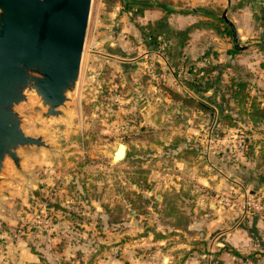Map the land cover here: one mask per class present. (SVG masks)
I'll return each instance as SVG.
<instances>
[{"label":"rangeland","instance_id":"rangeland-1","mask_svg":"<svg viewBox=\"0 0 264 264\" xmlns=\"http://www.w3.org/2000/svg\"><path fill=\"white\" fill-rule=\"evenodd\" d=\"M117 5L91 1L76 87L60 107L65 116L42 117L31 92L16 106L23 130L43 135L49 147L19 150L24 173L6 162L0 208L12 213V223L1 226L45 264H57V224L60 238L77 246L73 262L61 264L97 261L106 228L127 231L122 244L133 261L125 264H160L161 252L171 256L164 264H182L188 251H166L181 242L203 253L205 264H222L213 243L264 216V50L234 37L227 42L236 52L224 46L216 60L195 64L201 88L191 95L206 103L203 110L172 98L170 88L188 94L190 62L170 59L169 36L159 34L164 49L149 45L145 32L153 16ZM260 15L257 29L264 24ZM236 81L245 85L233 93ZM117 142L126 154L114 161ZM196 206L200 213L192 212ZM42 218L47 222H36ZM112 241L110 254L117 255Z\"/></svg>","mask_w":264,"mask_h":264},{"label":"water","instance_id":"water-1","mask_svg":"<svg viewBox=\"0 0 264 264\" xmlns=\"http://www.w3.org/2000/svg\"><path fill=\"white\" fill-rule=\"evenodd\" d=\"M92 0H0V180L10 161L24 173L19 150L49 145L27 134L16 106L33 93L45 118L65 116L79 76ZM224 20L231 25L226 16ZM114 161L126 145L111 149Z\"/></svg>","mask_w":264,"mask_h":264},{"label":"crops","instance_id":"crops-1","mask_svg":"<svg viewBox=\"0 0 264 264\" xmlns=\"http://www.w3.org/2000/svg\"><path fill=\"white\" fill-rule=\"evenodd\" d=\"M150 1L153 2V0ZM154 3L155 2H153V5ZM165 6L173 9V12L166 13L155 5L153 8L145 10L143 16L146 17L148 14L149 16H153L151 20L163 22L168 29L172 31V33L169 32L171 35H168V41L173 50L179 39L176 33L178 31L187 32L182 47L178 49L180 54L176 57L178 51L177 53L173 51L174 53L172 52V54L169 55L170 59L174 56L176 60L179 58L180 61L200 64L205 62V60L210 61L214 58L210 53L205 54L207 50L211 49L212 51L219 52L224 46L228 49L231 48L230 43L227 42V40L231 38L214 32L210 27V13L213 10H220L221 14L226 16L227 20L234 28V37L238 40L255 41V44L264 40V24L261 23L259 29L255 27V20L258 16V12L262 14L260 18L264 19V0H168ZM117 7H121V5L118 4ZM253 33H258L257 36H259V39L253 40ZM223 41L226 42V45H224ZM243 44L244 45L240 46L245 47L246 44ZM244 49L247 48H243V50ZM184 88L189 95H191V93L195 94L188 85L184 86ZM191 96L194 97L195 95ZM177 186L179 187L180 184L172 183L171 189L178 190L179 188H176ZM63 190L62 187L59 188V192ZM1 192L2 195L0 198L3 200L6 195L3 191ZM2 206L3 204H0V207ZM3 208L5 209V207ZM3 208H0V264H45V261L38 258L24 242L12 240L6 226H1L3 221L6 225L12 223V213H4L2 211ZM96 208L100 210L98 204ZM198 211L200 213V209L196 206L193 208L192 212L197 214ZM63 219L64 220H60V222H65L66 219ZM160 226L161 225H157V230L164 232V229H161ZM191 228H193L192 225ZM197 228L200 229L199 227ZM101 232L104 235L101 236L98 244L99 247L97 248L100 254L98 260L94 261L93 264H125L127 261L128 263L133 261V258L130 257L131 255H126V245L122 244V238H124L127 232L124 228H119L117 231L106 228ZM196 232L198 234L202 233L200 230L195 231V233ZM242 232L239 231L238 228H235L225 233V242L219 240L213 243L211 247L216 250H221L218 256L219 260H221L222 264H264V216L261 217V220L256 219L253 227ZM61 233H63V231L57 224V264H61V261L65 263L70 261V263H72L73 260L71 258L77 246L72 242L66 243L61 239L59 235ZM149 236L152 237V235ZM196 237L198 238V235ZM112 238V242L115 244L114 247L119 250V252L117 251V255L110 254V239ZM158 244L161 245V241L158 242ZM226 246L228 247L227 249L225 248ZM180 247L189 252L186 258L183 259L182 264H205L204 254L196 252V250L193 249L190 250V245L186 242L172 244L166 251ZM161 255V257H156V260L157 258L161 259L160 264H164V262L167 263V261L171 262L169 253L161 252Z\"/></svg>","mask_w":264,"mask_h":264},{"label":"trees","instance_id":"trees-1","mask_svg":"<svg viewBox=\"0 0 264 264\" xmlns=\"http://www.w3.org/2000/svg\"><path fill=\"white\" fill-rule=\"evenodd\" d=\"M110 1L111 2L117 1V3L121 5L122 9L127 10L131 15L140 16V17L143 15V12L145 10L154 7L153 2L150 0H110ZM156 6L159 7L161 10H163L166 13L173 12V9L166 7L165 4L162 2L158 3V5H156ZM210 14H211L210 15L211 16L210 27L212 28V30L216 33L226 35L229 38H233L234 37V28H233V26L228 25V23L224 20L223 16L221 15V11L220 10H217V11L213 10V11H211ZM169 32L172 33V31L170 29H168V27L163 22L158 21V22H155L154 24H152L151 26L148 27V29L145 32V38H146V41H148L150 43L149 45L152 46L153 48H155L157 46V37L156 36H159V34H163L164 36L171 35V34H169ZM186 33L187 32H185V31H178L176 33V36L179 37V39H178V41L174 47L175 53H177L178 49L182 47L183 40L186 37ZM232 46L233 47H231L228 50L230 53L237 51L236 45H232ZM255 47L257 49L264 50V40L256 43ZM208 53H210L212 56L216 55V52L212 51L211 49H209L205 52V54H208ZM179 54H180V52L178 51L176 57H178ZM178 60H179V58H177V61ZM195 67H196L195 64L190 62L189 67L186 68L187 73L190 76V80H188L187 85L189 86V88L191 87L190 89L194 93H196L199 90V88H201V87H199V85L196 84L198 82L197 80L199 78L193 77L194 75H196L198 73L197 70H195V72L193 71ZM213 68H215V67H213ZM203 69H201L200 73L203 72ZM234 84L238 86L237 87L238 89L237 90L234 89L233 93H238V91L240 89L244 88L245 82L244 81H236V82H234ZM207 85L209 86L208 82H205L206 87H207ZM170 91H171V95H172L173 99L180 100L181 102H184V103L196 105L197 107H199L203 110L208 109V106L206 105V103H204L203 101H199L198 99H196L195 97H193L191 95H188V94L182 95L179 92H176L171 88H170ZM260 110H261V112H263L262 117H264V108H261Z\"/></svg>","mask_w":264,"mask_h":264},{"label":"built area","instance_id":"built-area-1","mask_svg":"<svg viewBox=\"0 0 264 264\" xmlns=\"http://www.w3.org/2000/svg\"><path fill=\"white\" fill-rule=\"evenodd\" d=\"M166 46V42L163 41L162 37L161 36H157V47H158V50H161V49H164ZM37 223H46L47 220L45 218H42V219H39L36 221Z\"/></svg>","mask_w":264,"mask_h":264}]
</instances>
